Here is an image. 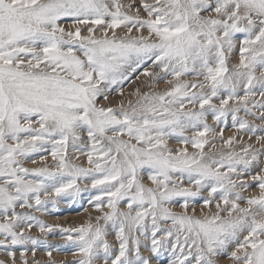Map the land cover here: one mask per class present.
Listing matches in <instances>:
<instances>
[{"label": "snow or ice", "instance_id": "1", "mask_svg": "<svg viewBox=\"0 0 264 264\" xmlns=\"http://www.w3.org/2000/svg\"><path fill=\"white\" fill-rule=\"evenodd\" d=\"M33 228L63 264H264V0H0V264Z\"/></svg>", "mask_w": 264, "mask_h": 264}, {"label": "rangeland", "instance_id": "2", "mask_svg": "<svg viewBox=\"0 0 264 264\" xmlns=\"http://www.w3.org/2000/svg\"><path fill=\"white\" fill-rule=\"evenodd\" d=\"M137 86H140L139 82H137L135 85H133L131 87V90L130 91H134L135 90V87H137ZM145 90H147L146 87H145ZM241 115H243V114L241 113ZM249 119H251V118H249ZM211 122H212L211 121V118L209 117V123H211ZM226 131L227 132L228 131L232 132L231 135L236 134L235 133V129L231 128V119H230V117H229V120H228V127L225 130V132ZM225 132H224V135H225ZM225 137H227V136L225 135ZM243 139L246 142H252V143H254V141H255V137H253L252 141H248V137L246 135L243 136ZM172 141L175 142L174 140H172ZM25 166H28L29 167L28 163ZM80 186L81 187H84V184L81 183ZM90 195L91 194L89 192H83L81 194V196L76 200V202L71 204V206L69 204V199L67 197H62L60 199V202L58 203L56 209H53L51 205H48L47 206V208H48L47 216H52V217L55 216L54 218H57L58 217V219H59L61 217H64V215L67 216V214L69 215L71 213H77L76 208L79 207V206H80V208L83 211V209L85 207H88L87 201L90 198ZM56 212H58V213L56 214ZM36 215L39 216V218L42 219L45 223H47L44 220L45 219L44 217H46V216H44V214L42 215L43 217L40 216L41 215L40 213H36ZM55 224H59V222L56 221V223H54L53 225H55ZM77 224H79V223H76V224H73L71 226H68V224L66 223V225H62V226L63 227H72V226L77 225ZM33 229L37 230V232L32 231ZM33 229L31 230V232L29 233V235H31L33 237H36V238H38L40 240H46L47 241V245L49 246L48 248H46L43 244L37 246V250H39L41 252L40 254L42 256H44V255L46 256V254H45L46 251L51 250L52 253H53L52 256L56 255V257H52V258H54V260L56 259L55 260L56 261V264H63L64 261H70V260L73 259V257L70 254V246H65L64 241L60 238V234L58 233L59 232L58 229L55 230L56 232L54 231L53 234H49L47 237L42 236L40 234V232H39L38 229H36V228H33ZM109 239L111 240V239H113V237H110ZM56 245H59L60 246L59 250H56V248L53 247V246H56ZM28 247L31 248V245H29ZM16 251H17V257H18L19 256V249H17ZM0 253H1L0 255H3V256L6 255L5 254V251L3 249H0ZM143 254L147 255V253H143ZM57 255H58V257H57ZM64 256H66V258ZM27 258L29 259V261H32L33 257H32L31 251H29L27 253ZM4 259H5V257H4ZM35 259L37 261H40V264H47V261H48V258L39 257L37 251H36ZM0 260H3V258L0 259ZM153 264H156V261L155 260L153 261ZM160 264H165V258L164 257H161L160 258Z\"/></svg>", "mask_w": 264, "mask_h": 264}, {"label": "bare ground", "instance_id": "3", "mask_svg": "<svg viewBox=\"0 0 264 264\" xmlns=\"http://www.w3.org/2000/svg\"><path fill=\"white\" fill-rule=\"evenodd\" d=\"M133 86V84H126L125 85V93L127 94L130 90H131V87ZM165 87V85H164V83L163 82H161L159 85H158V88H160V89H163ZM113 100H116V97L115 96H113ZM255 123H260V122H258V121H255ZM232 134V132H230V131H226L225 132V135L226 136H229V135H231ZM175 141V140H174ZM170 143V146L171 147H177L178 145L176 144V141L175 142H173L172 140L169 142ZM50 159V158H49ZM28 165H29V167H31L32 165H31V163L29 162L28 163ZM28 167V166H27ZM145 183H147V180H145ZM78 206V205H77ZM76 206V207H77ZM60 208V207H59ZM76 211H77V213H71V214H67V216H65L64 215V217H61V218H59L58 219V217L57 218H54V217H52V216H47V214H44V216H46V217H44L45 219V221L49 224H54V223H56V221L57 222H59V224L60 225H66V223L68 224V226H71V225H73V224H76V223H81L82 221H84V220H86L87 219V214L84 212V211H82V209L80 208V206L79 207H77L76 208ZM58 212H56V214H57ZM63 213V212H62ZM51 214V213H50ZM93 215H94V213H93ZM40 216H42V214L40 215ZM60 216V215H59ZM43 217V216H42ZM75 226V225H74ZM32 231H34V232H37V230H35V229H33ZM56 232V231H55ZM59 233V232H58ZM55 235V234H54ZM59 238V237H58ZM37 251V253H38V256L39 257H42V258H48L47 257V255L44 257V256H42L40 253V251L39 250H36ZM1 254V253H0ZM52 255H53V253H52ZM4 257L5 256H3V255H0V259H4ZM52 257H56V255H54V256H52ZM57 257H58V255H57ZM65 258H66V256H64ZM60 258V257H59ZM58 258V259H59ZM54 259V258H53ZM56 260V259H55ZM60 260V259H59Z\"/></svg>", "mask_w": 264, "mask_h": 264}]
</instances>
